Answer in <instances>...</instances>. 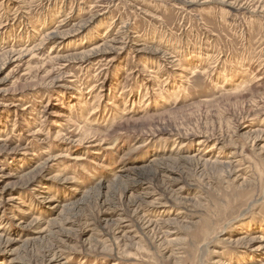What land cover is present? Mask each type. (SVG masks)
I'll use <instances>...</instances> for the list:
<instances>
[{
  "label": "rangeland",
  "instance_id": "1",
  "mask_svg": "<svg viewBox=\"0 0 264 264\" xmlns=\"http://www.w3.org/2000/svg\"><path fill=\"white\" fill-rule=\"evenodd\" d=\"M0 264H264V0H0Z\"/></svg>",
  "mask_w": 264,
  "mask_h": 264
},
{
  "label": "bare ground",
  "instance_id": "2",
  "mask_svg": "<svg viewBox=\"0 0 264 264\" xmlns=\"http://www.w3.org/2000/svg\"><path fill=\"white\" fill-rule=\"evenodd\" d=\"M160 128V127H159Z\"/></svg>",
  "mask_w": 264,
  "mask_h": 264
}]
</instances>
